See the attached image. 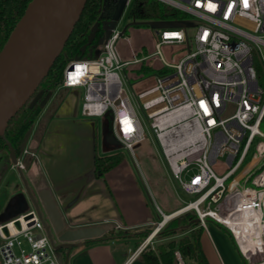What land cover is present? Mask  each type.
Returning a JSON list of instances; mask_svg holds the SVG:
<instances>
[{"label":"built area","instance_id":"obj_1","mask_svg":"<svg viewBox=\"0 0 264 264\" xmlns=\"http://www.w3.org/2000/svg\"><path fill=\"white\" fill-rule=\"evenodd\" d=\"M156 1L196 22L193 35L186 26L158 28L154 51L126 60L116 46L125 31L117 26L98 56L69 61L61 86L84 90V116L112 114L115 138L134 156L148 140L140 110L172 176L193 197L174 213L193 210L203 227L211 219L226 228L243 264H264V86L256 67H264V0ZM177 44L185 55L166 59L162 47ZM140 63L158 72L153 86L136 93L137 108L121 72L128 78V68ZM220 156L226 158L222 175L214 170ZM18 166L25 168L19 158ZM0 237L2 264H61L36 209L0 225ZM175 255L177 264H187L180 250Z\"/></svg>","mask_w":264,"mask_h":264},{"label":"crops","instance_id":"obj_2","mask_svg":"<svg viewBox=\"0 0 264 264\" xmlns=\"http://www.w3.org/2000/svg\"><path fill=\"white\" fill-rule=\"evenodd\" d=\"M136 22L137 24H130L137 27L136 33L154 35L157 41L159 40L157 29L164 26H151L146 23L147 20ZM127 33L128 31L125 30L124 38L132 45L131 38L126 36ZM156 43L152 45L151 42L148 44L143 41L136 47L131 46V59L134 55L143 56L152 53ZM174 47L178 50L170 55V59L178 61L185 55L186 48L181 44ZM118 51L128 60L120 52V48ZM142 66L147 65L133 64L128 71L129 80L134 71L135 78L142 83L139 91L153 86L151 82L146 83V81L153 80L155 83L153 75L158 72L154 69L147 74L140 73ZM83 100L82 88L60 85L43 105L31 129L26 147L18 157L25 168L21 169L22 173H20L12 163L4 177L0 178V225L32 209L37 210L34 198L45 216L39 193L49 190L66 229L99 226L104 227L106 232L132 231L126 237H110L97 242L79 241L69 256H67V248H62L58 250L62 259L61 264H148L142 252L134 254L143 242L140 241L142 237L140 233L154 228L164 215H171L170 213H174L186 203H175L172 210L167 211L160 207L158 209L151 207L135 177L134 168L122 157L121 161L110 170L104 173L98 171L96 156L121 154L119 148L114 145L120 143L109 136V133L106 138L108 137V142L114 144H108L106 140L100 143L101 131L98 120L82 114ZM147 141L138 150L142 147L152 150L151 143L148 144ZM221 228L216 222L211 221L200 233L201 252L208 264H228L223 237L225 235ZM195 229L188 227L186 231L177 232L169 238L178 242L174 237L180 236L181 239L190 237ZM1 243L0 237V245ZM0 264H2L1 255Z\"/></svg>","mask_w":264,"mask_h":264},{"label":"water","instance_id":"obj_3","mask_svg":"<svg viewBox=\"0 0 264 264\" xmlns=\"http://www.w3.org/2000/svg\"><path fill=\"white\" fill-rule=\"evenodd\" d=\"M88 1L32 0L29 3L24 15L0 52V138H6L7 127L29 101H31L29 103L31 108L38 103L42 106L47 103L53 91L39 90V87L49 75L50 70L71 38ZM127 2L128 0L103 1V11L99 17L101 22L93 26L88 35V40L83 46V52L88 50L92 53L98 43L104 42L112 29L118 26L127 9ZM107 8L109 10L106 13ZM146 23L151 26L160 25L164 27L196 25V22L189 20L147 21ZM130 24H137V22L134 21ZM98 36V43H94ZM90 45L92 46L89 49ZM99 54V49H96L94 56ZM30 133L31 131L25 136L22 150L26 147ZM109 136L118 142L112 131L109 132ZM11 151L12 163L17 165L18 156L12 147ZM17 169L22 173L19 166ZM39 197L45 216L33 197L35 206L44 221L51 242L56 250L67 248V256L79 244V241L86 242L102 237L106 233L105 228L99 226L66 229L65 222L58 211L51 192L49 190L40 191ZM165 223L166 219L162 225ZM56 241L59 243L57 244Z\"/></svg>","mask_w":264,"mask_h":264},{"label":"trees","instance_id":"obj_4","mask_svg":"<svg viewBox=\"0 0 264 264\" xmlns=\"http://www.w3.org/2000/svg\"><path fill=\"white\" fill-rule=\"evenodd\" d=\"M32 0H0V52L7 43L12 31L16 27L17 23L24 15L29 3ZM103 1L104 0H89L86 9L78 22L71 38L69 39L67 45L65 46L60 57L57 59L49 75L42 82L45 86V90L54 91L63 82L64 69L69 61L73 59H80L88 56L86 52H83V46L88 40V35L92 31L93 26L101 22L99 17L103 11ZM141 4V5H140ZM143 9V12L138 16L139 20H149L153 21L154 16H158V19L165 20H183L185 17L178 15V11L169 10L164 12H159V7H154V10H149L146 2L142 0H135L133 7H138ZM109 10V8H107ZM106 10V13L108 12ZM154 69L147 66H142L139 70L140 73L147 74L152 72ZM43 106L38 103L34 107L25 108L24 114L17 121L12 120L5 131L6 138H0V178L9 170L12 164V151L19 157L22 153V145L26 134L31 131L33 125L35 124L39 114L41 113ZM11 145V147H10ZM118 155L110 156V159L115 158ZM121 161L120 158L110 160L109 162H104V160L96 156V168L101 173H104ZM185 215H189V226L177 224V217L170 219L158 232V235H165L169 233L170 236H174L177 232L186 231L187 227L196 228L192 236L181 239L180 241H170L167 245H161L158 252L155 251H142L141 254L144 255L148 264H177L175 251L178 249L187 264H191L189 259H197L196 264H208L205 256L201 252L200 245V233L203 227L200 223L196 221L197 213L195 211H188ZM219 225V224H218ZM226 230L225 227L219 225ZM151 232V229H146L141 232L142 237L147 236ZM168 237V238H169ZM110 237H105L104 235L97 239H90L88 242H97L109 239ZM115 238V237H114ZM116 238H119L116 237Z\"/></svg>","mask_w":264,"mask_h":264},{"label":"rangeland","instance_id":"obj_5","mask_svg":"<svg viewBox=\"0 0 264 264\" xmlns=\"http://www.w3.org/2000/svg\"><path fill=\"white\" fill-rule=\"evenodd\" d=\"M142 1L146 2V5L149 8V10L153 11L155 6L159 7L158 8L159 12H164V11L169 10V7L167 5H165L161 2H158L156 0H142ZM133 5H134V3L132 4V7H133ZM134 9L135 10L139 9V6L135 7ZM178 15L181 17H185L183 20H189V16L184 12L178 11ZM134 21H135V19H134L133 15H131V8L128 7L126 9L125 13L123 14V17L121 18L119 24H118V29L123 31L130 23H132ZM153 21H163V19H161V18L158 19V16H154ZM165 21H170V20H165ZM136 28L137 27H134L133 25L126 28V31H128V33H127L128 35H126V36L131 38L132 45H130L124 37L121 38L120 40H118V42L116 43L117 48H120V52L128 60L131 59V56H130L131 55V52H130L131 46L136 47L139 44H141V42H143V41H145L148 44L151 42L153 45V43L154 42L156 43V41H157V37L155 38L154 35H139L138 33H136L137 32L135 30ZM140 28L142 29L144 27H140ZM188 31H189L190 35H193L195 28L193 26H188ZM158 39H160V38H158ZM98 41H99V36L96 37V39L94 40V43H98ZM191 45L192 46L194 45V43L192 41H191ZM91 46L92 45H90L88 48L90 49ZM96 49H99V51L101 52L102 44L98 43V46H96V48L93 49L92 53H90L88 51L87 52L88 56H94ZM152 49H154V48L152 47ZM177 50H178V48L174 47V45H165L162 47V52H163L165 58L169 59V60H170V55L173 52L176 53ZM256 67L258 70L259 80L264 86V67L260 63H257ZM129 69L130 68H128V70ZM134 73L135 72L133 71V73L131 74L130 80L127 78L124 71L121 72V75H122V78L124 81V87L132 95L135 106L138 108V104L136 101V93H138L139 90H141L140 87H142V83H140L135 78ZM147 82H151V84H154L153 80L146 81V83ZM45 88L46 87L43 86V84H41L39 87V90L45 89ZM30 102L31 101H29L28 104L25 105L21 109V111L13 118L14 121H17L19 118H21V116L24 114L25 108H28ZM139 112H140L141 117H142V119H143V121L147 127V132L149 135L147 143L148 144L151 143L152 150L151 149L148 150L147 148L142 147V149L136 150V153L134 156L130 151L125 149L121 144L116 145L114 143L108 142V140H107L108 137L106 138V135H108V133L111 130V122H112L111 119L113 117L112 114H110L109 116L95 118L96 120H98V126H99L100 131H101V137H99V140H100V143L105 142V140H106V142L108 144H114L115 146H117L119 148V152L121 154H117L118 156H116L113 159H110V156L98 155L97 157L104 160V162H106V161L109 162L110 160H114V159H118V158L121 159V157H122V159L124 161H127L134 168L135 177L137 178L138 183L141 186L142 191L145 194L147 202L150 204V206L154 207L156 209H158L160 207L162 210H165V211L172 210L171 208H173L175 203L185 204V203H188L189 201H191L193 199V197L187 195L184 191H182L178 182L172 176L170 168H169L164 156L162 155L160 146L157 142L155 134L153 133V130L149 126V123H148L147 119L145 118L144 114L140 110H139ZM262 129L264 130V121L262 124ZM111 146H113V145H111ZM146 146H148V145H146ZM250 155L246 159V161H245L244 165L241 167V169H243V167H245L247 162L250 160V157H251ZM214 170L219 175H222L226 172V158L224 156H220L217 159V162L214 164ZM21 179L23 180V178H21ZM170 214H173V213H170ZM177 216H176L177 217L176 221L178 222L177 224L189 226V224H188L189 219H187L189 215H185V213H182V214H179ZM163 220H164V217L161 218V222ZM211 221H212L211 219H208L207 223L209 224V223H211ZM158 224L159 223H157V225L154 228H151V232L147 236L141 237L140 241L141 242L144 241L157 228ZM221 231L225 235L223 237H224V243H225L226 262L228 264H243V259L239 255L237 248L235 246V243H234L233 239L231 238L230 234L223 228H221ZM131 233H132V231H130V230H116V231H108L104 234V236L105 237H111V238L112 237H118V236L119 237H123V236L126 237V236H129ZM169 236H170L169 233H165V235H161V236H159L157 234L153 238L151 243H149L148 246L146 247V251H152V252L155 251L157 253L158 249H159V247H161V245H167L171 241L172 238H168ZM174 238L177 239L178 241H180V239H181L180 236H177V238L176 237H174ZM58 255H60V254H58ZM196 261H197V259H194V258L189 259V262L191 264H196L197 263Z\"/></svg>","mask_w":264,"mask_h":264},{"label":"flooded vegetation","instance_id":"obj_6","mask_svg":"<svg viewBox=\"0 0 264 264\" xmlns=\"http://www.w3.org/2000/svg\"><path fill=\"white\" fill-rule=\"evenodd\" d=\"M131 8V15H133L135 21H138L139 18L138 16H140L143 12V9L142 8H139V9H134L135 7H130ZM108 11V10H107Z\"/></svg>","mask_w":264,"mask_h":264},{"label":"bare ground","instance_id":"obj_7","mask_svg":"<svg viewBox=\"0 0 264 264\" xmlns=\"http://www.w3.org/2000/svg\"><path fill=\"white\" fill-rule=\"evenodd\" d=\"M180 213H182V212H178V213L176 212V213H174L173 215H172V214H171V215H166V218H165V219H166V222H167L168 220H170L171 218L176 217V216L179 215ZM162 222H163V221H162ZM161 226H162V225H161ZM159 230H160V229L157 230V233L159 232Z\"/></svg>","mask_w":264,"mask_h":264},{"label":"snow or ice","instance_id":"obj_8","mask_svg":"<svg viewBox=\"0 0 264 264\" xmlns=\"http://www.w3.org/2000/svg\"><path fill=\"white\" fill-rule=\"evenodd\" d=\"M245 4H246V0H245Z\"/></svg>","mask_w":264,"mask_h":264}]
</instances>
